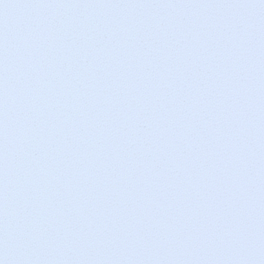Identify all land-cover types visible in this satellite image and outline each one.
Masks as SVG:
<instances>
[{
    "label": "snow or ice",
    "instance_id": "snow-or-ice-1",
    "mask_svg": "<svg viewBox=\"0 0 264 264\" xmlns=\"http://www.w3.org/2000/svg\"><path fill=\"white\" fill-rule=\"evenodd\" d=\"M0 264H264V0H0Z\"/></svg>",
    "mask_w": 264,
    "mask_h": 264
}]
</instances>
